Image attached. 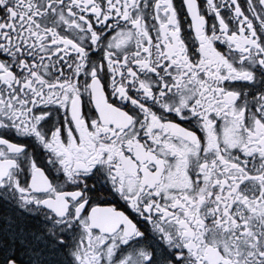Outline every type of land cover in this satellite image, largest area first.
Listing matches in <instances>:
<instances>
[{
    "label": "snow or ice",
    "instance_id": "6c2138e0",
    "mask_svg": "<svg viewBox=\"0 0 264 264\" xmlns=\"http://www.w3.org/2000/svg\"><path fill=\"white\" fill-rule=\"evenodd\" d=\"M0 264H264V0H0Z\"/></svg>",
    "mask_w": 264,
    "mask_h": 264
}]
</instances>
